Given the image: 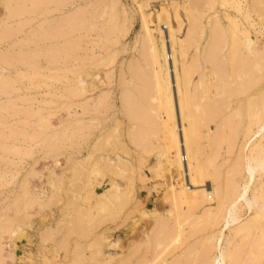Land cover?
I'll list each match as a JSON object with an SVG mask.
<instances>
[{"label":"rangeland","instance_id":"rangeland-1","mask_svg":"<svg viewBox=\"0 0 264 264\" xmlns=\"http://www.w3.org/2000/svg\"><path fill=\"white\" fill-rule=\"evenodd\" d=\"M167 22L195 205L157 87ZM263 106L264 0H0V264H264Z\"/></svg>","mask_w":264,"mask_h":264},{"label":"bare ground","instance_id":"bare-ground-1","mask_svg":"<svg viewBox=\"0 0 264 264\" xmlns=\"http://www.w3.org/2000/svg\"><path fill=\"white\" fill-rule=\"evenodd\" d=\"M146 26V25H145ZM161 31H162V33H163V36H162V38H163V44H161L162 45V50H161V56H159V58L160 57H162V59H163V64L164 65H162L161 63H158L157 61L155 62V60H157V59H155L154 60V58H153V60H154V62L156 63V65H157V63H158V69H159V74H160V76L161 75H163V74H165V76L164 77H162V81H160V82H158V84H157V87H158V91L160 92V94H162V95H165L164 96V98H166V103H165V105H166V108L168 109V112H169V114H170V118L173 120H175V124H174V128H173V130L171 131V138H170V136H169V139L171 140V142H170V144H172V148L174 149V151L176 152V158H175V160H174V162H173V164L175 165L174 167H176L178 170H180V172L182 173V175L181 176H183V180H184V186L182 187V190H181V195H185L184 197L185 198H187L188 199V201H190L189 202V204L190 203H192L193 204V202L195 201V199H194V192H193V190L191 191V189L192 188H195L196 187V185L197 184H199V183H203V180H202V178H204V173H202V170H201V165H200V162H199V155H200V151H199V148H198V146H197V142H198V137L196 138L195 137V131H196V127H195V125L193 126V121H194V119L192 118V115H191V113H190V109H189V107H190V104H189V101H190V93H189V88H190V86H191V84H192V76H191V74H192V68L193 67H191L190 65H187V63H186V66L184 65V67H183V74H182V76L181 77H178V76H176V72H175V58H174V52H176V51H174V44H175V42H174V40H173V34H172V31L170 30V25H169V23L167 22V23H165V24H163L162 26H161ZM191 32H192V30H191ZM151 36V35H150ZM148 37V36H147ZM152 37H150V40H151V42L153 43V45H155V41L153 40V39H151ZM152 47H154V46H152ZM249 48V47H248ZM184 49V48H183ZM157 50V49H156ZM157 52H158V50H157ZM251 52H253L252 50H251ZM250 52V53H251ZM155 53H156V51H155ZM183 54H182V56L186 59V52H185V50L182 52ZM157 54V53H156ZM179 54V53H178ZM160 55V54H159ZM155 57H156V55H155ZM158 58V57H157ZM161 59V58H160ZM180 60H182L181 58H180ZM152 64V63H151ZM229 65V64H228ZM156 66V67H157ZM223 67H225V66H223ZM228 68V67H227ZM243 68V67H242ZM163 69L165 70L164 72H163ZM180 69V68H179ZM209 69V68H208ZM244 70V69H243ZM242 70V71H243ZM157 72V71H156ZM162 72H163V74H162ZM209 73V72H208ZM158 74V73H157ZM226 74V73H225ZM229 74H230V72H229ZM228 74V75H229ZM254 74H255V71H254ZM208 76V75H207ZM231 76V75H230ZM232 77V76H231ZM240 77V76H239ZM228 78H229V76H228ZM156 79V78H155ZM159 79H160V77H159ZM230 79H232V78H230ZM228 81V80H227ZM155 85H156V83H155ZM251 86H254V85H251ZM256 87V86H255ZM249 89V87L247 88V90ZM251 89V88H250ZM245 93H246V91H245ZM255 94V93H254ZM252 96H254V95H252ZM249 97V96H248ZM245 101L246 100H248V99H244ZM242 101V102H244L245 103V101ZM252 100V99H251ZM140 102V101H139ZM138 102V103H139ZM164 102V101H163ZM257 102V101H256ZM256 102H254L255 104H256ZM140 104V103H139ZM247 104V103H246ZM253 104V103H252ZM258 104V103H257ZM256 104V105H257ZM164 105V104H163ZM259 105V107H260V103L258 104ZM258 105H257V107H258ZM165 107V106H164ZM264 107V106H263ZM254 108V107H253ZM243 109V108H242ZM251 109V108H250ZM257 110V109H256ZM260 110V109H259ZM244 111V110H243ZM258 111V110H257ZM257 111H255L256 113H257ZM87 112V111H86ZM84 113L85 115H87V113ZM252 112H253V110H252ZM259 112V111H258ZM245 113V112H244ZM247 113V112H246ZM263 113V112H262ZM90 114V113H89ZM253 114H251V116H252ZM260 115V114H259ZM259 115L257 114L256 116H252V117H255V123L257 124V125H261V126H264V125H262V123L260 124V122H259V124L257 123L259 120H261L260 118L261 117H259ZM141 116V115H140ZM261 116V115H260ZM88 117V116H87ZM90 117V116H89ZM247 118H248V115H247ZM86 119V118H85ZM142 119V118H141ZM184 119H188V120H191L192 121V123H191V125H190V131L189 130H187L185 127H184ZM259 119V120H258ZM262 119L264 120V117H262ZM252 122H254V120L252 119L251 120ZM250 121V122H251ZM262 121V120H261ZM250 123V124H252L253 125V123ZM263 122V121H262ZM195 124V123H194ZM251 125V126H252ZM255 125V124H254ZM176 128V131L174 130ZM260 128V127H259ZM260 130V129H259ZM257 131H258V128H257ZM261 131H262V129H261ZM168 133H169V131H168ZM170 134V133H169ZM167 136V135H166ZM166 136H165V138H166ZM168 138V137H167ZM168 140V139H167ZM140 140H138L137 139V143L139 142ZM135 142V141H134ZM136 143V144H137ZM199 143V142H198ZM143 144V143H142ZM169 145V144H168ZM262 155V154H261ZM255 156V155H254ZM264 157V156H263ZM256 158V157H255ZM259 159V158H258ZM258 159H256V160H258ZM255 160V159H254ZM253 160V161H254ZM256 160L254 161V164H256V163H260V160L259 161H257L256 162ZM263 160V159H262ZM253 161H251L250 160V164H249V169H247V171L249 170V173H248V175H249V177H250V179H252L253 177H254V173H255V170H256V168H254V164H252L253 163ZM264 161V160H263ZM258 163V164H259ZM257 165V164H256ZM260 165H261V163H260ZM263 165V164H262ZM258 167H260V166H258ZM204 174V175H203ZM178 176H179V174H178ZM246 188V190L244 191L245 193L247 192V187H245ZM175 191V190H174ZM218 192L219 191H217V189H214V187H213V189L211 190V192H209L208 193V195L209 196H220L219 194H218ZM176 193V192H175ZM235 193V192H234ZM230 194H232V192L230 193ZM229 194V195H230ZM244 194V193H243ZM178 195V194H177ZM176 194H175V198H177V199H179L178 197H176L177 196ZM234 195V194H233ZM237 195L238 194H235V196H236V199L234 198V201L232 202V203H230L231 204V207L233 206L234 207V209H235V206L237 205V202H238V199H239V195H241L240 193H239V195H238V197H237ZM245 196V195H244ZM207 197V196H206ZM225 197V196H224ZM259 197H261V196H259ZM259 197H257V198H259ZM173 198V197H172ZM202 198V197H201ZM184 198L182 197V200H183ZM230 199H232L231 197H230ZM244 199H245V197H244ZM172 200V199H171ZM180 200H181V198H180ZM181 200V201H182ZM186 200V199H185ZM185 200H184V202H185ZM259 200H261L260 198H259ZM264 200V199H263ZM188 201H187V204H188ZM256 201H257V199L255 198V205H256ZM260 202H262V201H260ZM259 202V203H260ZM200 203V202H199ZM251 203H253V205H254V202H251ZM250 203V204H251ZM192 204H190V205H192ZM223 204V203H222ZM248 204V203H247ZM248 205V206H251V205ZM261 204H263V202L261 203ZM193 205H195V204H193ZM199 205V204H198ZM260 205V204H259ZM264 205V204H263ZM263 205H260L261 206V209L259 208V212H260V210H262V208H264V206ZM263 206V207H262ZM101 207V206H100ZM100 207L98 208V206H97V208L98 209H100ZM193 207V206H192ZM225 207V206H224ZM228 207V206H227ZM229 207H230V205H229ZM237 207V206H236ZM254 206H252V208H253ZM259 207V206H258ZM257 207V208H258ZM103 208V207H102ZM194 208H195V206H194ZM251 208V207H250ZM256 208V206L254 207V209ZM229 208H227V210H228ZM253 210V209H252ZM236 211H237V209H236ZM255 211H257L258 212V210H255ZM229 212V211H228ZM261 212H264V211H261ZM227 213V212H226ZM230 214H232V211L231 212H229ZM233 213H235V212H233ZM228 214V213H227ZM260 214V213H259ZM262 214V213H261ZM238 214L236 213V215L234 216V214H233V216H230V217H233L232 219L233 220H231L233 223L234 222H238L237 220H238V216H237ZM257 215V214H256ZM258 216V215H257ZM261 216H264V215H261ZM227 217V216H226ZM201 218V217H200ZM228 218L229 217H227V220H228ZM179 219V218H178ZM230 219V218H229ZM225 220V219H224ZM160 223V222H159ZM228 223H230V222H228ZM161 224V223H160ZM159 224V227L161 226ZM96 225V224H95ZM80 226V225H79ZM164 225H163V223H162V227H163ZM226 226H227V224H226ZM94 228V227H93ZM78 229V228H77ZM83 230H84V228H83ZM158 230V229H157ZM88 231V230H87ZM160 231H161V227H160ZM73 233V232H72ZM76 234H77V232H76ZM105 235V234H104ZM179 235V234H178ZM172 237V236H171ZM104 238V237H103ZM155 240H156V238H155ZM164 240H165V238H164ZM99 241H100V237H99ZM153 241V240H152ZM161 241V240H160ZM220 241V240H219ZM130 242V241H129ZM149 242V241H148ZM142 243V242H141ZM160 243V242H159ZM96 244V243H95ZM102 244V243H101ZM155 244V243H154ZM162 244V243H161ZM261 244V243H260ZM160 245V244H159ZM168 245V244H167ZM144 246V245H143ZM177 248V247H176ZM145 249V248H144ZM220 249V248H219ZM134 250V249H133ZM138 250H140V249H138ZM167 250V249H166ZM240 250V249H239ZM208 251V250H207ZM232 251H234V249H232ZM231 253V252H230ZM78 254V253H77ZM188 254V253H187ZM210 254V253H209ZM226 254L228 255L229 253H227L226 252ZM231 254H233V253H231ZM231 254H229V256H230V258L232 257L231 256ZM206 255V254H205ZM234 256V255H233ZM210 257V256H209ZM220 257V258H219ZM218 258H213L214 259V262L213 263H215V264H226V261H227V257L225 256V252L224 253H221V250H220V256H219ZM95 258V257H94ZM97 258V257H96ZM234 258V257H233ZM129 259V258H128ZM210 259V258H209ZM124 261V263H121V262H118L119 264L121 263V264H125V261H128V262H130L129 260H127V259H125V260H123ZM229 261H230V259H229ZM111 262V261H110ZM232 262V261H231ZM210 263H212L211 261H210ZM128 264V263H127ZM134 264V263H133ZM137 264V263H136ZM153 264V263H152Z\"/></svg>","mask_w":264,"mask_h":264}]
</instances>
